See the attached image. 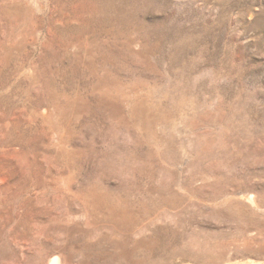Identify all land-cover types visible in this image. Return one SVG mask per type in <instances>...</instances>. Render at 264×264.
Instances as JSON below:
<instances>
[{
	"label": "rangeland",
	"instance_id": "rangeland-1",
	"mask_svg": "<svg viewBox=\"0 0 264 264\" xmlns=\"http://www.w3.org/2000/svg\"><path fill=\"white\" fill-rule=\"evenodd\" d=\"M264 264V0H0V264Z\"/></svg>",
	"mask_w": 264,
	"mask_h": 264
},
{
	"label": "bare ground",
	"instance_id": "bare-ground-1",
	"mask_svg": "<svg viewBox=\"0 0 264 264\" xmlns=\"http://www.w3.org/2000/svg\"><path fill=\"white\" fill-rule=\"evenodd\" d=\"M50 264H66V262L62 257H55L53 260H51Z\"/></svg>",
	"mask_w": 264,
	"mask_h": 264
}]
</instances>
